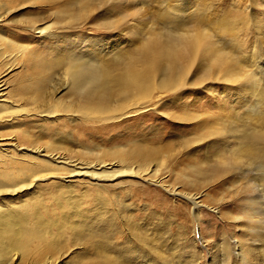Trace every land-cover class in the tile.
Segmentation results:
<instances>
[{"label":"rangeland","instance_id":"rangeland-1","mask_svg":"<svg viewBox=\"0 0 264 264\" xmlns=\"http://www.w3.org/2000/svg\"><path fill=\"white\" fill-rule=\"evenodd\" d=\"M10 4L2 18L5 29L30 50L13 68L0 67L5 97L29 87L36 77L33 64L41 60L52 66L41 72L50 79L46 86L58 89L57 100L69 102L75 96L66 76L71 60L114 66L138 55L150 38L177 40L186 33L205 37L213 47L200 55L184 87L159 95V104L142 120L116 127L122 138L136 125L150 139L162 137L155 145L175 155L169 172L159 171L165 184L127 178L106 183L129 210L114 227L93 225L79 240L66 237L67 255L58 264L109 263V249L113 264H264V146L261 154L246 157L247 138L241 139L244 132L264 128L249 108L264 87V0H96L86 12L71 0ZM35 25L50 29L44 35ZM216 52L234 67L216 68L208 76ZM49 125L32 119L16 130L26 128L25 147H32L47 140L42 127ZM234 150L236 162L216 165ZM25 192L11 199L5 195L1 204L18 205L28 198ZM243 250L250 255L243 256Z\"/></svg>","mask_w":264,"mask_h":264},{"label":"bare ground","instance_id":"bare-ground-1","mask_svg":"<svg viewBox=\"0 0 264 264\" xmlns=\"http://www.w3.org/2000/svg\"><path fill=\"white\" fill-rule=\"evenodd\" d=\"M14 1L0 0V67L12 65L8 69L30 50L29 45L17 43L3 24L2 18L10 13ZM71 1L86 12L96 0ZM35 29L46 35L50 28L35 25ZM208 43L205 37L186 33L177 40L150 38L138 55L123 61L115 58L118 64L114 66L96 64L92 59L71 60L66 76L75 96L69 102L57 100L58 89L46 86L50 79L41 72L49 73L52 66L45 60L33 64L36 77L20 94L5 97L0 78V131H12L0 135V264H58L67 255L66 237L79 240L93 225L116 226L129 208L120 193L111 191L106 183L127 178L165 184L159 171L169 172L166 166L175 155L166 153V146L155 145L162 137L150 139L136 125L131 127L134 133L122 138L116 127L142 120L147 110L159 104L155 101L159 95L184 87L200 55L212 51ZM232 66L229 59L217 57L207 75L212 76L216 68L229 72ZM242 76L249 78L246 73ZM249 108L257 112L255 120L264 124V87L258 92L257 104ZM29 119L50 123L42 127L47 138L42 145L25 147L29 132L26 128L16 130ZM109 128H114V133L106 132ZM242 138H247L242 144L246 157L257 150L261 154L264 128L244 132ZM235 160L236 150L216 165L228 166ZM33 187L35 191L30 193ZM25 191H29L28 198L20 204H1L3 196L11 199ZM111 253L109 249L108 256L113 258ZM250 253L243 250V256ZM108 256L105 264H113ZM93 263L100 264L96 259Z\"/></svg>","mask_w":264,"mask_h":264}]
</instances>
